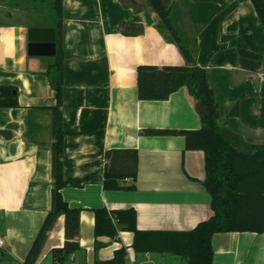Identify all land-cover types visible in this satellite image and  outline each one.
I'll return each mask as SVG.
<instances>
[{
  "label": "crops",
  "instance_id": "1",
  "mask_svg": "<svg viewBox=\"0 0 264 264\" xmlns=\"http://www.w3.org/2000/svg\"><path fill=\"white\" fill-rule=\"evenodd\" d=\"M4 1L0 85L16 87L18 106L0 107V232L6 241L0 264H26L52 205V107L57 104L48 75L56 55H29L27 29L55 26L49 8L37 14L41 19H28L34 13L29 7ZM135 1L138 8L122 0L62 2L64 175H96L83 186L62 189L70 206L82 208L81 248L82 240L95 244L94 208H134L137 227L144 230H189L213 214L203 184L205 152L186 149L181 134L144 133L148 128L200 129L202 120L186 86L164 100L139 98V65H186L188 60L150 0ZM170 18L195 63L206 70L219 104V126L233 143H264V26L253 2L175 0ZM124 23H140L144 30L124 34ZM240 42L262 54L258 70L241 66ZM83 127L96 129L80 132ZM114 149L137 151L135 177L122 180L133 188L104 187L106 152ZM98 239L108 249L94 245V262L112 258L125 246L126 264H187L173 253L136 252L129 230ZM64 242L65 217L59 215L38 257L54 264L52 249ZM212 245L213 264H264V232H218ZM81 248L72 264H89V253Z\"/></svg>",
  "mask_w": 264,
  "mask_h": 264
},
{
  "label": "trees",
  "instance_id": "2",
  "mask_svg": "<svg viewBox=\"0 0 264 264\" xmlns=\"http://www.w3.org/2000/svg\"><path fill=\"white\" fill-rule=\"evenodd\" d=\"M52 12V22L58 32L56 59L50 65L48 75L56 91L57 104L53 110L52 142V205L42 227L28 253L26 264H34L48 230L59 215L65 217V242L52 249L54 264H68L71 254L81 248L77 239L80 230L81 207H72L64 200L65 186H83L96 175L82 178H66L64 175L63 98V0H40ZM175 0H150L162 18L182 53L186 65L142 64L138 66V94L143 100H164L179 88L186 86L195 100L202 127L194 130L155 129L144 130L148 135H176L185 137L186 149L205 152L206 175L203 184L211 195L213 214L189 230H144L136 224L134 208L109 210L94 208L95 248L103 243L101 236L116 237L120 229L134 233L132 247L136 252L173 253L186 259L187 264H213L212 237L218 232H264V143H233L232 135L218 124L219 104L214 90L208 83L206 70L198 66L170 18ZM264 26V0H251ZM138 8L135 0H122ZM140 23H124V34L142 33ZM239 60L243 68L256 71L260 68L262 54L251 50L244 42L238 46ZM18 106L16 87L0 85V107ZM96 127H83L80 132H91ZM108 163L104 172L106 189L126 188L122 180L134 178L137 173L138 154L133 149H114L106 152ZM127 188H133L128 186ZM127 248H117L110 259L96 260L95 264H126Z\"/></svg>",
  "mask_w": 264,
  "mask_h": 264
},
{
  "label": "water",
  "instance_id": "3",
  "mask_svg": "<svg viewBox=\"0 0 264 264\" xmlns=\"http://www.w3.org/2000/svg\"><path fill=\"white\" fill-rule=\"evenodd\" d=\"M28 53L53 57L57 53V30L52 26H30L27 29Z\"/></svg>",
  "mask_w": 264,
  "mask_h": 264
},
{
  "label": "rangeland",
  "instance_id": "4",
  "mask_svg": "<svg viewBox=\"0 0 264 264\" xmlns=\"http://www.w3.org/2000/svg\"><path fill=\"white\" fill-rule=\"evenodd\" d=\"M4 2H7V1L5 0ZM10 2L11 1H9V3ZM18 4L20 6H23V7L24 6L27 7V8L29 7L30 11L34 12L32 16H30V15L26 16L28 19H30V18L41 19V17L39 15H37V14L40 13L42 10L46 11L47 10L46 8H48V7H46V4L44 2H42V1H40V0H17V5ZM34 15H36V16H34ZM11 18L17 19L19 17L13 16ZM81 244H82L81 250H84V251L87 250L88 253H89V257L91 258V260L89 258V264H95V262L93 261V258H94V255H95L96 251L94 250L95 249L94 248L95 244H94L93 239L89 243L82 240ZM103 249H108V246L102 247L100 250H103ZM36 262L38 264H49L50 261H49V259L46 261L45 260V256H43L41 254V256L37 258ZM68 262L70 263V261H68Z\"/></svg>",
  "mask_w": 264,
  "mask_h": 264
},
{
  "label": "built area",
  "instance_id": "5",
  "mask_svg": "<svg viewBox=\"0 0 264 264\" xmlns=\"http://www.w3.org/2000/svg\"><path fill=\"white\" fill-rule=\"evenodd\" d=\"M0 34H1V30H0ZM5 244H6L5 238L0 232V252L4 249ZM69 261L71 262V264L74 262V253L70 255Z\"/></svg>",
  "mask_w": 264,
  "mask_h": 264
}]
</instances>
